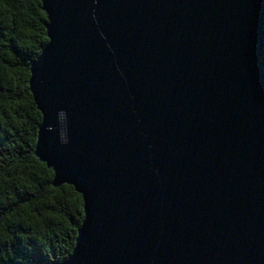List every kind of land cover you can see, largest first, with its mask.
Returning a JSON list of instances; mask_svg holds the SVG:
<instances>
[{"label":"water","instance_id":"water-1","mask_svg":"<svg viewBox=\"0 0 264 264\" xmlns=\"http://www.w3.org/2000/svg\"><path fill=\"white\" fill-rule=\"evenodd\" d=\"M34 156L83 221L57 264H264V0H37Z\"/></svg>","mask_w":264,"mask_h":264},{"label":"trees","instance_id":"trees-1","mask_svg":"<svg viewBox=\"0 0 264 264\" xmlns=\"http://www.w3.org/2000/svg\"><path fill=\"white\" fill-rule=\"evenodd\" d=\"M37 0H0V264H57L74 248L83 202L34 156L41 115L31 63L47 44Z\"/></svg>","mask_w":264,"mask_h":264}]
</instances>
